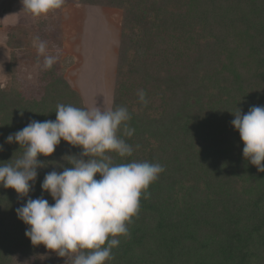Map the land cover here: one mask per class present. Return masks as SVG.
<instances>
[{"label":"trees","instance_id":"trees-1","mask_svg":"<svg viewBox=\"0 0 264 264\" xmlns=\"http://www.w3.org/2000/svg\"><path fill=\"white\" fill-rule=\"evenodd\" d=\"M79 2L123 10L111 108L126 107L135 132L123 137L132 155L110 153L113 163L146 161L165 169L149 186L150 198L142 194L130 235L117 237L106 264H253L257 256L264 264V172L243 157L231 123L239 109L264 106V0ZM20 31L14 48L28 41L27 27ZM55 70L47 72L40 98L0 87V162L22 155L18 143L5 140L30 120L54 121L58 104L87 108ZM82 151L61 140L51 157L38 159L72 167L63 157ZM53 170L63 167L38 169L32 199L43 195L54 203L41 188ZM27 199L0 186V264H20L15 256L44 246L31 243L17 216Z\"/></svg>","mask_w":264,"mask_h":264},{"label":"clouds","instance_id":"clouds-1","mask_svg":"<svg viewBox=\"0 0 264 264\" xmlns=\"http://www.w3.org/2000/svg\"><path fill=\"white\" fill-rule=\"evenodd\" d=\"M21 3L22 11L40 18L61 9L65 0H21ZM35 46L40 70H51L59 59V50L50 55L47 42L39 37ZM146 95L143 89L137 91L142 105L148 102ZM55 113L54 121L33 119L6 137L7 144L18 143L23 153L0 162V186L28 197L16 213L28 226L25 235L34 246L42 244L59 257L67 258L65 264H106L114 259L112 249L120 244L117 237L130 235L128 225L138 216L142 194L145 199L150 198L149 186L165 169L146 161L113 163L110 153L121 158L133 153L123 138L135 132L129 127L131 114L126 107L78 108L58 104ZM234 116L231 123L244 143L243 157L264 172V106H253L245 114L239 109ZM61 140L83 151L79 157H63L72 167L48 162L63 167L62 171L46 173L41 183L43 192L50 194L54 203L50 204L43 195L32 199L29 193L38 169L48 166L38 157H51ZM3 150L0 144V151Z\"/></svg>","mask_w":264,"mask_h":264},{"label":"rangeland","instance_id":"rangeland-1","mask_svg":"<svg viewBox=\"0 0 264 264\" xmlns=\"http://www.w3.org/2000/svg\"><path fill=\"white\" fill-rule=\"evenodd\" d=\"M22 9L21 0H0V82L3 87L20 89L27 98H40L43 94L51 75L47 74L50 70L41 71L37 64L35 42L39 37L47 42L50 55H56L59 50V59L54 65L58 73L55 70L54 76L58 77L62 71L87 108L112 107L122 8L65 0L61 9L40 18ZM22 27L28 29V41L25 47L14 48ZM136 89L133 86L134 94ZM159 104L166 106V103ZM259 254L264 257V249ZM15 259L20 264H65L67 258L43 246L35 255L18 254ZM253 264H261L258 256Z\"/></svg>","mask_w":264,"mask_h":264}]
</instances>
